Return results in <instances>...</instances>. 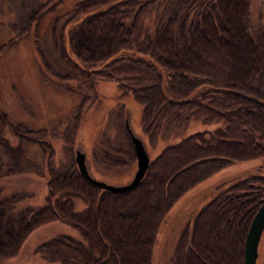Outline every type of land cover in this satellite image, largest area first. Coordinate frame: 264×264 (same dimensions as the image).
<instances>
[{
    "label": "trees",
    "instance_id": "trees-1",
    "mask_svg": "<svg viewBox=\"0 0 264 264\" xmlns=\"http://www.w3.org/2000/svg\"><path fill=\"white\" fill-rule=\"evenodd\" d=\"M59 1L43 4L50 8ZM153 4L156 0H77L54 15L51 40L62 73L35 46L34 34L42 70L72 80L76 102L61 136L48 126L10 121L0 106V177L44 178L38 204L18 205L32 192L1 194L0 186V260L13 256L35 227L56 220L77 236L58 233L38 241L33 252L45 261L152 264L157 230L175 201L229 162L264 156V14L250 28L248 0H159L155 27L148 32L142 16ZM39 18L34 8L18 31L34 30ZM6 45L0 42V52ZM94 78L116 81L120 93L140 105L149 140L188 117L223 124L165 145L134 186L98 187L79 174L70 150L62 160L50 141L57 137L71 149ZM122 112L119 108L115 120L118 145L110 152L101 138L96 148L111 166L134 160ZM263 198L264 175L256 173L217 190L180 230L168 264H243L244 234Z\"/></svg>",
    "mask_w": 264,
    "mask_h": 264
},
{
    "label": "rangeland",
    "instance_id": "rangeland-1",
    "mask_svg": "<svg viewBox=\"0 0 264 264\" xmlns=\"http://www.w3.org/2000/svg\"><path fill=\"white\" fill-rule=\"evenodd\" d=\"M75 1L77 0H60L49 8L51 3L43 4L45 0H0V42L7 43L0 52V106L10 121L22 120L33 126L44 125L58 130L60 136L63 134V124L66 123V117L76 102V94L70 91L73 82L69 78L57 79L52 74L45 73L35 46L43 50L59 73L63 72L52 45L50 23L54 15L70 8ZM156 4L159 5V0H156ZM156 4L142 16V29L148 32L155 27L158 11ZM38 7L40 18L34 30L31 27L25 32L18 31L17 25ZM263 14L264 0H248L247 15L250 28L261 24ZM34 34L37 38L35 46ZM116 84V81L109 79H93V89L82 105L71 149L61 145V139L50 138L62 160H65V155L70 151L71 155L75 149L82 151L87 172L94 179L119 185L127 182L135 169V159L123 166L103 163L96 149L103 143V146H107L112 152L111 148L118 145L120 139L115 129V120L119 108L123 111L122 115L128 128L141 140L149 158L165 145L190 132L208 131L223 124L221 121L188 117L162 128L153 140H149L139 121L140 105L129 93L121 94ZM4 134L11 142L14 141L7 130ZM252 173L264 175V156L233 160L189 188L174 202L157 230L152 247V264H168L171 248L180 230L192 213L205 204L217 190ZM0 186L1 194L20 189L32 192V196L19 200L18 205L38 204L42 201L44 193V178L26 174L5 175L0 177ZM74 206L80 208L82 203L75 199ZM58 233L77 236L74 229L56 220L40 224L25 237L16 253L0 260V264H59L45 261L33 252V247L38 241ZM255 264H264V227L257 244Z\"/></svg>",
    "mask_w": 264,
    "mask_h": 264
},
{
    "label": "water",
    "instance_id": "water-1",
    "mask_svg": "<svg viewBox=\"0 0 264 264\" xmlns=\"http://www.w3.org/2000/svg\"><path fill=\"white\" fill-rule=\"evenodd\" d=\"M124 127L127 137L130 141L135 159V169L132 173L131 178L127 182L119 185L108 184L104 181L94 179L87 172L84 163V153L78 149H75L73 153V160L75 162L79 174L83 178L97 185L98 187L108 189L111 191H120V190L128 189L134 186L138 182V180L143 175L146 169L149 157L142 145L141 140L137 136L132 134L126 122H124ZM263 227H264V198L262 199L260 204L256 207L255 211L251 215L244 234L243 249H242L243 264H255V258L257 254V244Z\"/></svg>",
    "mask_w": 264,
    "mask_h": 264
}]
</instances>
